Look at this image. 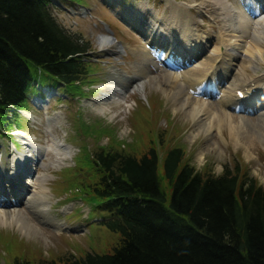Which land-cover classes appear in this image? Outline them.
<instances>
[{"label": "rangeland", "instance_id": "rangeland-1", "mask_svg": "<svg viewBox=\"0 0 264 264\" xmlns=\"http://www.w3.org/2000/svg\"><path fill=\"white\" fill-rule=\"evenodd\" d=\"M73 1L75 3L57 0L51 9L60 25L88 43L89 51L84 55V60L90 73L80 84L83 92L72 90L64 84L53 86L49 79L47 83L43 81L46 84L42 88V95L35 96L36 90H32L29 101L23 106L26 110H22L18 119L14 120H18L21 129L14 127L9 130L0 119V160L4 158L5 168L8 169V157L12 154L35 158L34 161L24 162L35 178L47 172L46 167H50L53 157L43 154L38 159L34 152H28L30 147L26 143L31 139L34 144L46 145L52 138L47 117L59 112L60 121H54L53 134L71 145L73 156L65 165L49 169L52 177L47 184L52 194L50 199L53 208L50 213L63 222L62 230L38 218L35 219L41 232L31 236L15 230L18 235L15 237L8 234L9 227H0H7L5 232H0V236L5 233L10 238L5 237V244L0 241V264H42L44 261L63 264L73 258H82L88 252H109L120 242V233L112 232L101 222L106 217V211L95 207L98 199L93 193L98 173L87 161L88 154L89 157L93 156L101 150L103 143H109V137L97 140L93 134L86 135L80 123L83 120L89 123L101 119L110 124L118 139L124 140L123 147L135 155L140 156L155 147L163 159L168 149L181 146L187 151L185 162L199 171L220 174L227 165L234 168L238 164L240 172L255 177L264 186V96L252 102V109L229 108L235 116L234 123L240 124L239 144L231 139L228 126L223 128V137L219 130H215L211 135L201 132L192 138L193 119L186 114L185 109H175L162 89H157L148 79L144 80V92L134 91L126 101L108 104L104 112L98 111L96 105L92 104V101L111 95L107 85L116 70L122 71L124 85L134 79L135 69L143 64L141 52L134 48H142L147 44L141 27L132 21L136 15L134 13L145 1L147 8L158 12L161 18L165 17V13L169 12L166 0ZM232 2L241 5L239 0ZM192 10L203 33L218 34L221 26L219 20L215 19L211 2L201 10ZM142 12L145 20H148L150 11L142 9ZM103 34L111 35L118 51L99 45V37ZM216 45L215 39L208 42L205 52H199L195 61L206 58ZM154 60L159 66L153 65L150 74L159 76L161 73L162 78L160 68L165 69V63L159 57ZM211 92L201 94L199 98L216 102V92ZM155 93L158 97L153 98ZM162 98L164 101L161 103ZM27 111L33 112L35 119L27 116ZM201 152L205 153L203 159H200ZM21 179L26 180L25 177ZM163 183L167 185V180L164 179ZM18 209L29 211L24 203ZM21 237H24V241H20Z\"/></svg>", "mask_w": 264, "mask_h": 264}, {"label": "trees", "instance_id": "trees-1", "mask_svg": "<svg viewBox=\"0 0 264 264\" xmlns=\"http://www.w3.org/2000/svg\"><path fill=\"white\" fill-rule=\"evenodd\" d=\"M56 1L0 0V119L9 130L20 128L14 120L36 83L51 79L83 92L90 73L88 43L60 25ZM81 125L95 136L92 125ZM95 132L110 143L87 156L98 173L95 207L106 211L101 222L120 242L63 264H264V186L255 177L238 164L221 174L199 171L181 146L163 159L155 147L135 155L103 121Z\"/></svg>", "mask_w": 264, "mask_h": 264}, {"label": "bare ground", "instance_id": "bare-ground-1", "mask_svg": "<svg viewBox=\"0 0 264 264\" xmlns=\"http://www.w3.org/2000/svg\"><path fill=\"white\" fill-rule=\"evenodd\" d=\"M239 1L241 5L237 6L232 0H166L169 12L162 18L142 1L132 21L141 27L147 39L144 47L134 48L141 52L143 64L135 69L134 79H130L128 85L122 83V71L116 70L107 85L111 95L92 101V104L96 105L98 111L104 112L108 104L126 101L134 91L144 92V80L148 79L157 89H162L175 109H185L186 114L193 119L192 138L201 132L211 135L215 130H219L223 137V128L228 126L231 139L239 144L240 124L234 123L235 116L229 108L252 109V102L264 96V0ZM208 2L213 4L215 19L219 20L221 26L216 35L202 32L201 24L192 10H201ZM249 2L251 7L254 4V9H251ZM142 9L150 11L148 20H145ZM213 39L217 41L215 48L206 58L195 61L199 52H205L208 42ZM98 43L101 47L118 51L111 35H101ZM155 57L165 63L166 68H160L162 78L161 73L159 76L150 74L153 65L159 66ZM210 90L216 92V102L199 98ZM241 92L245 94L244 98H241ZM155 96L158 97V94L152 97ZM163 101L162 98L161 103ZM26 114L35 119L33 112L27 111ZM59 119V112L47 117L52 138L46 145L34 144L31 139L26 143L30 147L28 152H34L38 159L43 154H51L53 159L50 157V167L44 165L47 172L34 178L30 167L24 162L34 161L35 158L25 154L18 156L16 153L8 157V169L5 168L4 158L0 160V227L10 228L0 229L1 233L7 229L8 234L15 237L18 236L15 230L28 236L39 234L41 227L35 218L62 230L63 222L50 213L53 208L50 199L52 194L47 184L52 177L49 169L65 165L73 156L71 145L53 134L54 121L59 122ZM262 119L264 121V114ZM102 121L95 119L88 123V126L92 125L97 139L100 138L95 127L101 126ZM204 155L201 152L200 159ZM22 177L26 180L23 181ZM22 203L28 207V212L18 209ZM5 237L8 238L5 233L0 236L2 244H5ZM20 241H24V237Z\"/></svg>", "mask_w": 264, "mask_h": 264}]
</instances>
